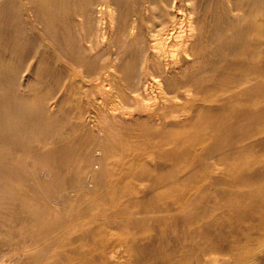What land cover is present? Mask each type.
<instances>
[{
	"label": "bare ground",
	"instance_id": "6f19581e",
	"mask_svg": "<svg viewBox=\"0 0 264 264\" xmlns=\"http://www.w3.org/2000/svg\"><path fill=\"white\" fill-rule=\"evenodd\" d=\"M137 1L144 11H132L131 0H0V14L39 33L20 56L0 32V146H13L0 157V264L36 262L88 221L91 230L104 224L111 244L82 257L86 264H143L156 241L166 243L170 264H264V203L255 205L264 196V122L239 130L244 117H264V0ZM27 130L79 163L76 180L52 151L23 155ZM229 162L240 165L234 178ZM109 168L134 207L61 218L68 199L81 202L106 184ZM216 198L252 207L232 219L237 232L222 231L225 213L218 225L207 221ZM36 220L43 228L26 239ZM192 233L222 247L181 254Z\"/></svg>",
	"mask_w": 264,
	"mask_h": 264
},
{
	"label": "rangeland",
	"instance_id": "374dc122",
	"mask_svg": "<svg viewBox=\"0 0 264 264\" xmlns=\"http://www.w3.org/2000/svg\"><path fill=\"white\" fill-rule=\"evenodd\" d=\"M136 1L137 0H135V2ZM135 2H134V0H131V2L129 3L131 5L128 4L129 7L131 8V10L135 11L137 9L138 10L137 12H139L140 10L144 11V6L142 5L141 1H137L136 2V3H138V5ZM139 4H140V6H139ZM140 7H142L143 9H141ZM141 14H140L141 18L143 17V19H142L143 23H146V22H144L145 21L144 13L142 12ZM8 15L10 17L13 16V15H11L9 13L8 14H0V29H1L0 32L1 31L3 32L2 39L5 38V35H6L7 31H8V33L6 35V39H4V40L7 41V38H9V41H7V42H11V43L14 42L15 43L14 44V48H13L14 51H15V54L18 51L17 54H19L20 56L23 55V54H25V56L29 55V53L30 52L32 53V51H33L32 47H34V44H37L35 37H37V35L39 37V33L34 31L31 27H29L30 25L23 18H19L17 16L16 17L13 16L14 18H10ZM1 17H4V19H2ZM4 20H5V22H4ZM8 20H9V22H8ZM19 21H20V23H19ZM2 22H3V24H2ZM3 25H4V27H3ZM7 29H9L11 33ZM29 33H31V36L28 35ZM31 37H32V39H31ZM33 38H34V41H33ZM24 41H26V44L23 43ZM31 41L34 42V44ZM31 45H32V47H31ZM16 46H17V48H16ZM28 46L31 47V48H29ZM19 50H20V52H19ZM27 50L30 51L28 54H27V52H28ZM30 91H32V90H30ZM29 92L26 94L29 97H33V96L36 95V91L34 93H33V91L30 92L31 95H30ZM17 95H18V92L11 93V96L14 97V98L17 97ZM195 106L196 107H201L200 103H196ZM239 122H242L241 126H243L242 129L239 128V130H242L243 132L246 133L247 131H250V130L253 131V130L257 129L258 127H260V125L263 124V122H264V117L260 118V119L257 118V117L256 118L254 117V119H253L252 117L248 116V118L244 117ZM250 123H253V124L251 125ZM29 129H32V128H29ZM44 138H45V136L43 137L42 134L36 133L34 130H27V140L23 141L17 147H21L23 149V151H22L23 155H26V154L27 155H31V157H36L38 160H39V158L41 159L42 155H48V154H45L46 150L47 151H52V154H51L52 155V160H53V158L59 159V160H62V159L65 160V164L62 166V168L67 170V172L69 174L71 173L70 174L71 177L74 180H76V173L77 174L80 173L79 163L75 162V163L72 164L71 163L72 161L70 162V160H68L67 158H64V157L63 158H59L60 156H63V155L60 153L61 151L58 149V146L57 145H53V146L44 145ZM8 142H10V141H8ZM2 147H3V145L0 146V157H2V160H4L3 157H5V156H12L13 146H12L11 142H10V145L7 146L5 148V150H3V151L1 150ZM259 156H260V154H257V155L246 154V155H244L242 157V160H245V161L246 160H250V159L253 160L254 157H255L254 159H259ZM262 158L264 160V157H262ZM13 159H14V157H13ZM24 164L28 165L26 162H24ZM228 164H229V170H230V173H229L228 177H231V178L236 177L237 174H238V171L240 169L236 170L235 168L236 167L239 168L240 165L236 164L235 166H233V165H231L230 162ZM7 168H11V165L8 164ZM205 169H207L206 166H205ZM110 170H111V168H109V170H108L109 174L107 173L108 174L107 182H106L105 185L102 186V188H100L99 190L93 192L92 194L84 195V197H83L81 202H77L75 200H69L68 199L67 200V206L64 209V211H63V213L61 215V218H69V217L77 216L83 210H86V211H88L91 214L95 213V212H106V210L107 211L109 210L108 212L113 211V212H116V213H120V212H122V211H124V210H126L128 208L134 207V202L128 200V198L126 197L125 193L127 191V188L123 187V186H117V184H113L114 182H110L111 180L109 181V179L111 177L109 175H111V172H112V170L111 171ZM234 170H236L237 172H234ZM203 173H204V171H203ZM65 178L66 177L64 175L63 177H59L58 179H55L54 180L55 185L56 184H62L61 180H64ZM5 185H6V182L3 181L0 186H4L5 187ZM110 187H111V189H110ZM189 188H191V187H188V189ZM112 189H113V191H112ZM124 190H126V191H124ZM170 191H172L173 193L171 192L167 199L171 198L169 201H172V200L173 201H175V200L177 201L179 195L184 190L180 191V189H179V190H176V191H173V190H170ZM120 192H122V194ZM175 192H177V193H175ZM113 193H114V195H113ZM174 194H176L177 197ZM119 196H122V198L120 197L122 199V201L119 198ZM174 197H175V200H174ZM123 198H124V200H123ZM160 199L161 198H158L159 201H160ZM117 200H118V202H117ZM248 201H250V200H248ZM112 202H113V204H112ZM256 202L264 203V196L261 197L258 201H255V205H256ZM116 203H117V205H116ZM118 205H120V206H118ZM213 206H215V210L213 212H210L211 208L208 210L207 221L208 222L214 221V224L218 225V221H217V219L219 218L218 214L225 213L224 215H226V219L228 221H230V223L227 222L228 223L227 226H225V227H223L221 229H222V231L227 232L229 234L230 233L232 234L233 232H237L236 223L233 224V222L235 220H238L240 218L239 216H243L242 215L243 212L249 213V214H251V212H252V207L250 206V204L243 205V204L238 203V202H235V203L232 204V201H231V203L230 202L226 203V202H223V201H217V198L215 199L214 203L212 204V207ZM95 209H96V211H95ZM26 212H27L28 215H30V213H32L33 211L30 210V208H26ZM237 215H238V217H237ZM233 218H236V219H233ZM232 219H233V222H232ZM93 224H94L93 222L88 221V222H85V223H80L78 225H75L67 233H65L64 235H62L58 239L53 240L52 242H50V244L47 246L48 254H46V255H44L42 257H39V259L36 262H32L30 264H80V263L86 264L87 261L81 260L82 257L85 258V256H88L89 254H90V257H91L92 256L91 254H93L99 247L102 248V247L109 246L111 244V241L109 239H107V237H106V232L108 231V230H106V226L104 224H102L101 222H99L96 225V227H97L96 230H94V229L91 230V226H93ZM6 225H7L6 228L8 230H10V231L17 230V228H15L14 226L9 225V222H7ZM84 225H86V227H85L86 229H83ZM215 225H214V227L208 228V229L215 230V228H216L217 232L220 231L221 229L218 228V226L216 227ZM42 228H43V225L39 224V220H36L35 227L34 226L29 227V228L24 227V229L22 231L23 237H25L26 239H29V238H31L33 236L34 233H36L38 231L40 232V230ZM82 229H83V231H82ZM19 230H21V229H19ZM79 231L82 232V233H80ZM201 231H203V229ZM77 232H79V233H77ZM75 233H77V235H75ZM69 235H70V237H67ZM146 235H144V233H140V234H138V237L139 238L141 237L142 239H144ZM191 235L194 237L193 238L194 240H192L193 242H187V243L183 242V243H180L178 245L179 246L178 248L181 251V254H184V255L187 254L185 252H188V253L191 252V254H196V253L197 254L198 253L201 254L203 252H206V251H209V250H212V249H215V248H221L222 247V244L218 243L217 241H212V240H209V239H205L203 236H198L197 234L195 235L193 233ZM93 236H94V238H93ZM99 236L100 237L102 236V237L100 238ZM97 237H99V239ZM67 239H68V241H67ZM64 241H66V242H64ZM97 242H99V244ZM78 243L80 245H78ZM63 244H64V246H63ZM107 244H109V245H107ZM155 244L153 243L152 247H150L148 249V251H147V253L148 254H152V256L149 257V258L146 256L145 257L146 260H145V262L143 264H165V263L166 264H170V263H168L167 261L164 260L165 259L164 258L165 257V252H166V243L165 242L164 243H162V242L158 243L156 241ZM72 245H73V247H72ZM82 245L84 246V248H83L84 250H82V247H83ZM67 246H70L72 248L69 249V247L67 248ZM62 247H64V248H62ZM63 249H68V250H63ZM86 249H89V250H86ZM197 249H199V250H197ZM192 250H194V251H192ZM69 255H71L73 257L70 256L71 258H68ZM76 256L79 257V258H77ZM33 258H36V257H33ZM33 258H30L29 260H31ZM76 258L78 259L77 261H76ZM87 259L90 260L89 256L86 257V260ZM181 260H182V262H181ZM181 260H178L174 264H184V263L185 264H193V258H191V259L184 258V259H181ZM11 264H22V263L13 262Z\"/></svg>",
	"mask_w": 264,
	"mask_h": 264
}]
</instances>
